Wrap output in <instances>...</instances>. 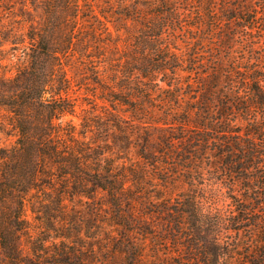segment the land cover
Segmentation results:
<instances>
[{"label":"trees","instance_id":"trees-1","mask_svg":"<svg viewBox=\"0 0 264 264\" xmlns=\"http://www.w3.org/2000/svg\"><path fill=\"white\" fill-rule=\"evenodd\" d=\"M193 1L185 3H202L207 12L203 11V15H208V24L212 26L210 17L217 16L213 9L219 0ZM15 2L22 9H39L40 20L26 30L28 64L12 80H0V108L10 112L18 132L13 146L0 149L3 263L39 264L40 252L48 241L45 236L54 231L52 239L56 242L51 246V263L83 264L84 246L63 223L73 219L66 210L67 202L92 198V186H96L116 201L113 210L121 230L112 248L124 254L123 264L164 263L159 254L161 241L171 242L172 256H176L169 258L171 262L166 258V264H226L220 261L226 248L215 234V224L201 213L190 196L169 208L171 217L168 222L165 220L163 233L157 236L150 224L119 214L117 195H123L124 175L117 174L112 160L103 157L100 144L81 140L78 136L84 139L86 132L77 134L75 125L63 121L67 114L75 113V101L69 96L73 86L89 92L94 105L103 100L129 113L132 122L159 127L164 125L163 121H170V116L167 120L153 119L148 101L155 100L150 87L160 94L172 92L174 84L166 76L190 69L183 65L178 46L166 39L171 31L180 30L177 24L183 19L181 4L174 0H0V13L12 9ZM222 9L223 15L232 8ZM234 12L237 19L247 22L243 27L256 29L257 18L253 16L258 12L256 9L248 6ZM225 41L228 39L223 41L224 46ZM191 47L196 48L195 44ZM194 56V53L188 56V65L197 67L191 60ZM261 69L262 72H246L248 81L241 83V88L247 101H239L238 106L247 105L243 109L248 113V140L242 150L249 164L247 168L256 171V181L264 188V144L259 147L256 140L264 136V67ZM216 80L218 75L214 77ZM205 90L213 92L214 88L206 85ZM207 108L205 105L201 109ZM221 111L226 113L224 109ZM141 150V157L148 158V149L141 146ZM263 195L251 188L248 199L258 203ZM236 201L237 208L244 204V200ZM27 207L43 225L36 241L31 243V257L24 254L22 247L23 238L30 236ZM241 218L245 220L246 216ZM247 220L260 222L256 217ZM260 223L264 224V218ZM139 233L149 241L147 251L144 243L134 238ZM261 234V244L255 246V254L249 258L253 264L264 263V229Z\"/></svg>","mask_w":264,"mask_h":264},{"label":"rangeland","instance_id":"rangeland-1","mask_svg":"<svg viewBox=\"0 0 264 264\" xmlns=\"http://www.w3.org/2000/svg\"><path fill=\"white\" fill-rule=\"evenodd\" d=\"M174 2L181 4L179 11L183 19L177 24L180 30L171 31L173 35H167L166 39L180 49L183 65L193 69L166 76L174 84L172 92L160 94L150 87L155 100L148 101L152 105L149 109L153 119L167 120L170 116V121H163L164 125L159 127L132 122L129 113L121 112L103 100L94 105L89 92L74 86L69 90V96L75 101V113L67 114L63 121L75 125L77 134L86 132L84 139L78 136L81 140L100 144L103 157L112 160L117 174L124 175L123 195H117L119 214L150 224L157 236L159 232L163 233L165 220L168 222L171 217L169 208L190 196L201 213L210 217L216 226L215 234L226 248L220 261L253 264L249 258L254 256L255 246L261 244L264 229V224L260 223L264 218V195L258 203L249 201L248 197L251 188L261 194H264V188L256 181V171L247 168L249 164L242 151L248 140V113L243 109L247 105L244 103L240 107L238 102L247 101L245 90L241 88V83L248 81L246 72H262L264 67V0H219L213 9L217 16L210 17L212 26L208 24V15H203V11L207 12L202 3ZM225 6L232 9L222 15L220 12ZM248 6L258 11L253 14L257 18L254 31L243 27L247 22L237 19V14L233 13ZM39 20V9H22L18 2L12 9L1 11L0 80H12L28 64L26 30L30 25H37ZM225 38L228 41L224 46ZM194 44L196 48L191 47ZM193 53L195 56L191 60L197 67L188 65V56ZM216 75L218 81H214ZM159 84L167 88L164 83ZM206 85L213 86L215 91L206 92ZM205 105L208 108L202 110ZM222 109L226 113L223 114ZM17 135L13 116L0 108V149L13 146ZM256 140L263 148L264 136ZM141 146L148 149L146 159L141 157ZM121 168L125 170L121 171ZM92 189V198L67 202L66 210L73 219L63 225L70 229L71 236L77 235L81 240L85 252L83 264H123L124 254L112 248L121 230L113 210L116 201L105 190L96 186ZM236 200H244V204L237 208ZM242 215L246 216L245 220ZM254 217L260 222L247 220ZM26 218L30 236L23 238L22 247L24 254L31 257V243L36 241L43 225L34 218L29 207ZM233 222L236 223L232 225ZM53 232L45 236L48 241L40 252L39 264H53L50 257L52 242H56L52 239ZM134 238L143 242L147 251L149 241L140 233L134 234ZM160 245L159 254L165 262L166 258L168 262H171L169 258H176L172 256L171 242L161 241ZM3 262L0 250V264Z\"/></svg>","mask_w":264,"mask_h":264}]
</instances>
